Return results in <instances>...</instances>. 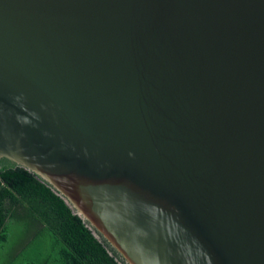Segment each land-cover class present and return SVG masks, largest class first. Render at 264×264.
<instances>
[{
    "label": "water",
    "instance_id": "obj_1",
    "mask_svg": "<svg viewBox=\"0 0 264 264\" xmlns=\"http://www.w3.org/2000/svg\"><path fill=\"white\" fill-rule=\"evenodd\" d=\"M0 158L125 264H264V0H0Z\"/></svg>",
    "mask_w": 264,
    "mask_h": 264
},
{
    "label": "trees",
    "instance_id": "obj_2",
    "mask_svg": "<svg viewBox=\"0 0 264 264\" xmlns=\"http://www.w3.org/2000/svg\"><path fill=\"white\" fill-rule=\"evenodd\" d=\"M22 225L27 241L7 252L10 229ZM42 248L39 263L26 252ZM36 245V244H35ZM0 264H125L99 240L65 200L35 173L0 158Z\"/></svg>",
    "mask_w": 264,
    "mask_h": 264
},
{
    "label": "rangeland",
    "instance_id": "obj_3",
    "mask_svg": "<svg viewBox=\"0 0 264 264\" xmlns=\"http://www.w3.org/2000/svg\"><path fill=\"white\" fill-rule=\"evenodd\" d=\"M23 229L25 228H23L22 225H15V226L13 225L11 227L9 234V241L7 243L8 253L12 254V252H14L19 246H22L23 244L26 243L27 238L23 239V234H22ZM35 244L29 247L26 253L32 259H35L39 263L41 259L42 248L39 246V244L37 243Z\"/></svg>",
    "mask_w": 264,
    "mask_h": 264
},
{
    "label": "clouds",
    "instance_id": "obj_4",
    "mask_svg": "<svg viewBox=\"0 0 264 264\" xmlns=\"http://www.w3.org/2000/svg\"><path fill=\"white\" fill-rule=\"evenodd\" d=\"M24 122H25V123H27V122H28V121H27V118H25Z\"/></svg>",
    "mask_w": 264,
    "mask_h": 264
}]
</instances>
